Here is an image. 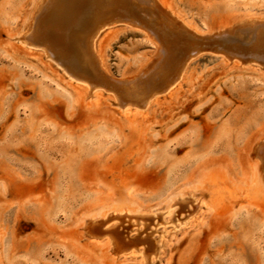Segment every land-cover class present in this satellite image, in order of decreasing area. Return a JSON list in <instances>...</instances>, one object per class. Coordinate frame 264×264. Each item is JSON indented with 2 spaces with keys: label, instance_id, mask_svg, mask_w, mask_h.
Listing matches in <instances>:
<instances>
[{
  "label": "rangeland",
  "instance_id": "1",
  "mask_svg": "<svg viewBox=\"0 0 264 264\" xmlns=\"http://www.w3.org/2000/svg\"><path fill=\"white\" fill-rule=\"evenodd\" d=\"M35 1L0 0V264H264V158L252 152L264 137V61L217 48L224 27L242 28L231 36L241 42L246 19L264 23V0H161L205 35L196 42L132 0L129 18L108 19L94 40L115 86L97 96L42 45L23 42ZM146 17L180 42L155 40ZM160 43L194 48L180 79L121 111L111 95L163 72ZM91 218L159 247L115 259L83 233Z\"/></svg>",
  "mask_w": 264,
  "mask_h": 264
},
{
  "label": "bare ground",
  "instance_id": "2",
  "mask_svg": "<svg viewBox=\"0 0 264 264\" xmlns=\"http://www.w3.org/2000/svg\"><path fill=\"white\" fill-rule=\"evenodd\" d=\"M141 1L148 3V5L143 8L141 7L142 5L137 4L136 8L138 11L146 13L143 14L145 16H148L147 12H150L149 15H151V12H156L155 16L157 18L160 14L164 15L169 20L166 23V27L168 29L172 27L177 35L184 36V38L187 35V38H194V42H196V39H206L204 38L205 35H201L200 32L198 33L195 28L190 27L186 23L183 24V22L180 21L181 19L177 17V14L175 15L172 10L169 9L170 7L166 6L161 0ZM138 2L140 3V1ZM128 3H132V0H36L33 3L28 16L29 22L26 27V31H24L26 33L22 35L21 38L23 39V42H28V44L39 43L40 46L42 45L44 49L43 53L46 51L48 52L46 54H49L50 57L52 56L56 58L63 65L64 72L68 76L71 75L83 80L80 81V83L85 85L88 95L97 96V88L108 87L111 90H114L115 86L111 85L108 81L110 78L108 77V74L102 64L100 55H98V53L95 51L94 40L100 29L105 24H109L112 21H108V19H112L118 15L123 16V19L125 18L126 20L129 18L127 15H123L127 11H131V5L129 6ZM131 12L133 13V11ZM151 16L154 17L153 15ZM146 18L143 20L144 23L147 24L146 27L148 26V29H146L153 34L155 40L157 38V40L160 41L162 35L165 34L161 32L162 28L159 26L161 23L159 25L156 24L159 26V28H154L149 25L151 23V21H149L150 17L147 18L148 21ZM254 20L255 19L249 18L245 20L248 23L245 25V27L246 29H249L251 33L244 39H242V37L245 35V33H242L243 35L241 37V42L237 40L232 42L233 39H231V36L234 34L232 31H234L236 28H238L239 31L242 28L238 26L234 27L235 25H228L224 27L221 32L226 34L224 39L226 41L224 42L225 44H218L219 46H217V48L226 51L231 56L243 57L246 60L264 61V23H259ZM165 22L162 21V23ZM239 23L244 24V21ZM259 25L262 27L257 29ZM156 30L161 34L156 32ZM239 33L241 32H238V34ZM213 34L220 36L219 32H213ZM236 34L237 33H235V35ZM20 35L21 34H19V36ZM165 35L169 40H173L172 42L174 44L176 42H180L175 37L169 36L167 32ZM52 44H55L60 49L57 48L58 50H53ZM158 46L160 47H158L157 50L162 52L163 55L165 53L167 54L168 52V59L164 63L163 72L154 78L145 76L147 72L145 74H141L143 77H141L140 80L137 82H134L133 80L127 85L128 87L126 86L127 89H122L119 94V100H117L119 97H116L117 99H115V97L111 95L110 98L115 102V104L121 106V111H129L131 105L135 106L136 108H143L151 99L155 98L157 94L169 92L170 87L174 85L181 77V73L185 66V58L187 56L186 53L194 51V48L191 47L192 45L187 49H184L186 47L179 46L177 50H174L173 52L167 51V48L163 44L161 45V43L158 44ZM145 65L146 62L142 64V67L145 68ZM97 68L102 76L98 74L96 70ZM139 69L141 70V66ZM132 79L133 78L129 77L125 80L131 81ZM111 80H113V78H111ZM87 81H89L91 85H89ZM262 138L263 139L258 141L256 148L253 147L252 152L255 153V156H261L264 158V137ZM256 167L260 173L262 167L259 161L256 162ZM173 199L174 198H172V200ZM190 201L192 202L193 199ZM172 204L173 202L170 201L168 205L172 206ZM125 210V208H121L119 210L120 214ZM96 220V218H91L89 221L84 219L80 227L83 229V233L88 236L87 238L91 242L106 243L110 253L115 259L118 257V255L115 256L114 254H133L136 252L135 248L136 250H141V248H138L140 244L146 243L144 250L148 253H154L157 250V247H159L155 239V243L150 244L148 243V239L143 238L142 236L128 238L125 240L122 235L118 234L119 232L117 230V232L113 231L112 229V231L103 232L104 230L102 231L94 225L93 222ZM167 221H169V219L166 218V222ZM163 231H165V229H163L162 232ZM139 264H145V261L141 259Z\"/></svg>",
  "mask_w": 264,
  "mask_h": 264
}]
</instances>
